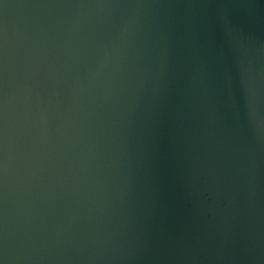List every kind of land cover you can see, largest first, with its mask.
<instances>
[{"label": "water", "instance_id": "95a60500", "mask_svg": "<svg viewBox=\"0 0 264 264\" xmlns=\"http://www.w3.org/2000/svg\"><path fill=\"white\" fill-rule=\"evenodd\" d=\"M0 264H264V0H0Z\"/></svg>", "mask_w": 264, "mask_h": 264}]
</instances>
